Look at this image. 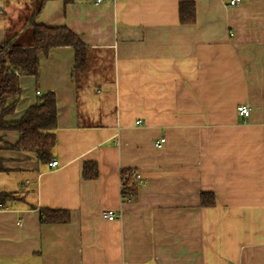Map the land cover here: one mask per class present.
I'll list each match as a JSON object with an SVG mask.
<instances>
[{"label": "crops", "instance_id": "obj_1", "mask_svg": "<svg viewBox=\"0 0 264 264\" xmlns=\"http://www.w3.org/2000/svg\"><path fill=\"white\" fill-rule=\"evenodd\" d=\"M31 14L0 0V44L32 45ZM36 22L79 35L86 66L75 75L74 49L54 46L37 79L18 76L6 119L52 92L58 165L1 144L0 192L15 199L0 202V264H264V0H44ZM122 169L142 181L127 200ZM40 207L69 219L42 223Z\"/></svg>", "mask_w": 264, "mask_h": 264}, {"label": "trees", "instance_id": "obj_2", "mask_svg": "<svg viewBox=\"0 0 264 264\" xmlns=\"http://www.w3.org/2000/svg\"><path fill=\"white\" fill-rule=\"evenodd\" d=\"M32 6V14L26 19L25 26L33 32V42L30 46H18L13 39L0 44V149L1 144L9 149L32 154L40 164L47 165L53 159L56 145V106L55 96L52 92H45L39 99L30 105L21 117L14 121L6 119L7 115L15 111L17 100L21 93L18 76L20 74L32 75L36 79L39 74V55L46 56L49 49L54 46H71L74 49L75 62L73 72L75 75L85 68L87 48L79 35L67 27H52L37 23L44 0H28ZM179 21L181 24L194 22V4L192 1L179 3ZM13 130L18 139L13 143L2 142L1 132ZM2 159L0 157V168ZM98 175L97 165L93 161H85L82 167L83 179H95ZM121 197H131L137 192V185L132 178L131 169L120 171ZM14 192H0V202L14 200ZM200 202L203 206H213L214 197L211 193L202 192ZM39 219L42 223L66 222L69 213L62 209L38 208Z\"/></svg>", "mask_w": 264, "mask_h": 264}, {"label": "built area", "instance_id": "obj_3", "mask_svg": "<svg viewBox=\"0 0 264 264\" xmlns=\"http://www.w3.org/2000/svg\"><path fill=\"white\" fill-rule=\"evenodd\" d=\"M102 0H96V2H100ZM242 0H228V5L229 6H237ZM14 74L19 76L20 72L18 70H13ZM37 94H39V92H36ZM237 114L239 116H243V117H247L249 114V107L245 104H239L237 106ZM136 124H140V120H137L135 122ZM163 142V139L157 140L155 142L156 146H159L161 143ZM58 165V161L56 159H51L49 162H47V166L50 168L56 167ZM132 178L134 180V182L136 183L137 186H141L142 185V181L139 177V175L136 172H132ZM125 199H128L129 197H124ZM102 216L107 218L108 220H112L115 218V213L112 211H108V210H104L102 211ZM237 264V263H235Z\"/></svg>", "mask_w": 264, "mask_h": 264}, {"label": "rangeland", "instance_id": "obj_4", "mask_svg": "<svg viewBox=\"0 0 264 264\" xmlns=\"http://www.w3.org/2000/svg\"><path fill=\"white\" fill-rule=\"evenodd\" d=\"M36 1H39V0H36ZM32 11H33V8H32Z\"/></svg>", "mask_w": 264, "mask_h": 264}]
</instances>
